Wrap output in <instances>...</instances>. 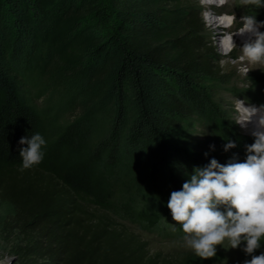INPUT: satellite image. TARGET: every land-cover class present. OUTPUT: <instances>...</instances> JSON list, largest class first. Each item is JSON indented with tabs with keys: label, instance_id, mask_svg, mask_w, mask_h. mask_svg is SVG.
<instances>
[{
	"label": "trees",
	"instance_id": "trees-1",
	"mask_svg": "<svg viewBox=\"0 0 264 264\" xmlns=\"http://www.w3.org/2000/svg\"><path fill=\"white\" fill-rule=\"evenodd\" d=\"M38 73L77 96L78 113L55 135L31 100ZM227 74L184 0H0V201L13 208L3 226L17 233L21 259L214 264L217 254L150 256L113 217L169 236L176 222L166 204L187 174L213 157L244 159L253 137L205 99L203 87ZM191 111H204L213 135L207 155L177 143ZM99 113L107 131L95 139ZM33 132L47 140L44 159L22 169L18 141ZM226 138L237 142L228 152Z\"/></svg>",
	"mask_w": 264,
	"mask_h": 264
},
{
	"label": "clouds",
	"instance_id": "clouds-1",
	"mask_svg": "<svg viewBox=\"0 0 264 264\" xmlns=\"http://www.w3.org/2000/svg\"><path fill=\"white\" fill-rule=\"evenodd\" d=\"M264 7V0H254ZM229 22L236 21L235 15ZM240 26L229 34V47L240 50L239 59L244 74L255 68H264V20L256 15H242ZM245 36L242 45L237 47L232 37ZM231 58L222 59L226 64ZM254 65L255 67H249ZM233 123L241 128L254 125L251 131L253 142L245 145V157L233 155L225 163L215 157L204 166H196L182 183L170 193L167 208L183 233V246L201 259L216 255L217 245L225 249L240 247L246 258L242 264H264V104H252L245 97H231ZM223 150L228 152L237 142L226 138ZM47 140L40 132L26 133L18 145L22 169L38 165L45 155ZM214 148V146H210ZM207 155V154H206Z\"/></svg>",
	"mask_w": 264,
	"mask_h": 264
},
{
	"label": "rangeland",
	"instance_id": "rangeland-1",
	"mask_svg": "<svg viewBox=\"0 0 264 264\" xmlns=\"http://www.w3.org/2000/svg\"><path fill=\"white\" fill-rule=\"evenodd\" d=\"M221 1L222 0H212L211 2L214 3V8L225 10L224 13L231 16L232 14L228 12V9L233 8L237 0H226V5L224 6L220 5ZM184 5H191L198 13L206 51L214 60L218 61L222 69L228 73L227 78L229 82L214 81L207 83L203 87V89L207 91L205 99L210 104L208 109L223 116L226 123L238 129L242 134L251 136V132L233 123L234 116L231 97L238 95V98L241 99L246 97L252 104H264V68L252 69L247 73L246 77L242 68L245 62L239 59V48L232 47L231 50H228L229 46L227 45V48L221 49V44L219 46V42L215 41L213 37H210L212 38L210 42L208 41L207 20L210 14L205 9L203 2L201 0H184ZM249 10L252 15H256L257 20L263 18V7L254 3ZM235 23L236 22L233 21V24ZM245 38V36L239 37V35H235L233 42L237 47H240ZM229 57L231 59L228 63L221 64L220 61L222 59H227ZM249 67L255 66L249 65ZM29 85L32 94L31 100L47 123L48 134L55 135L64 130L75 114L78 113L75 109L77 96L75 94L73 96L70 88L65 89L66 87L62 88V86H58V79L52 76L42 77L41 73H38L35 78L31 79ZM191 112L185 130L177 143L191 152L210 153V146H214L215 142L203 118L204 111ZM96 120L95 139H102L107 131V122L105 116L101 113L96 115ZM12 214L13 208L9 204L0 201V264H35V262H31V260L26 261L21 259L15 249L17 243H19L17 233H9L3 226L6 219ZM113 219L120 225L119 228L122 231H125V233L130 236H134L140 243L144 244L150 256L159 255V257H175L186 252H191L183 246L181 239L183 233L181 230H178V232H176V230L171 231L169 236L158 235L156 233L149 234L141 231L134 224L124 222L114 217ZM216 254L217 260L214 264H242L246 258L250 259L240 247L227 249V242H225V249L217 245ZM37 264H40V262H37Z\"/></svg>",
	"mask_w": 264,
	"mask_h": 264
},
{
	"label": "bare ground",
	"instance_id": "bare-ground-1",
	"mask_svg": "<svg viewBox=\"0 0 264 264\" xmlns=\"http://www.w3.org/2000/svg\"><path fill=\"white\" fill-rule=\"evenodd\" d=\"M204 4L205 9L207 12H209V17L207 20L208 23V30H207V36L208 41L213 37L215 41L219 42V46L221 44L222 48H227L229 46V34L236 31V29L240 26L239 25V18L243 14L252 15L249 8L253 6L255 3L254 0H237V2L234 4L233 8L228 9V12H230L232 15H235L236 17V23L233 25H226L228 21L227 16L221 15L225 12V10L214 8V3L211 2L212 0H201ZM225 18V20H224ZM225 24V25H224ZM235 35L232 37L234 40ZM236 41V40H235ZM228 45V46H227ZM254 128V125L252 123H249L247 128H244L245 130L251 132Z\"/></svg>",
	"mask_w": 264,
	"mask_h": 264
}]
</instances>
